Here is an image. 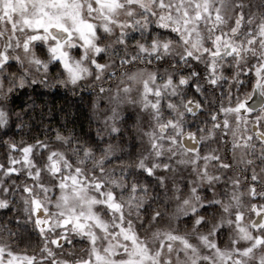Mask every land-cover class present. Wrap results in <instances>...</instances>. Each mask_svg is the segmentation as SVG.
I'll return each instance as SVG.
<instances>
[{
    "label": "clouds",
    "instance_id": "9594fccd",
    "mask_svg": "<svg viewBox=\"0 0 264 264\" xmlns=\"http://www.w3.org/2000/svg\"><path fill=\"white\" fill-rule=\"evenodd\" d=\"M43 7L0 0V264H264V0Z\"/></svg>",
    "mask_w": 264,
    "mask_h": 264
},
{
    "label": "snow or ice",
    "instance_id": "6c2138e0",
    "mask_svg": "<svg viewBox=\"0 0 264 264\" xmlns=\"http://www.w3.org/2000/svg\"><path fill=\"white\" fill-rule=\"evenodd\" d=\"M78 2L79 0H18V3L24 6L25 11H27L28 5L33 3L43 4L45 6L39 9L38 17L34 19V22L31 25L33 31L47 32L54 28L64 29L63 20L67 18L73 21L77 30L83 37L85 32L92 29V26L80 20L79 12L76 7ZM116 2L117 0H97L98 4H114ZM52 13H56V15H53ZM184 15L185 17H188L187 12H185ZM195 19L199 20L202 19V17L197 14ZM28 23L29 21L26 19L25 24ZM64 30L66 31L67 29ZM36 38L39 39V37ZM52 51L56 52L57 49L53 48ZM257 243L264 244V239L258 240Z\"/></svg>",
    "mask_w": 264,
    "mask_h": 264
}]
</instances>
